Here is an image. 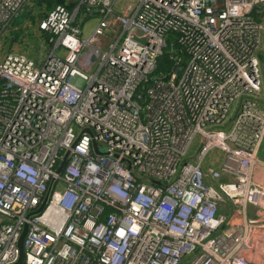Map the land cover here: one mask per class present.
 <instances>
[{
	"label": "built area",
	"instance_id": "built-area-1",
	"mask_svg": "<svg viewBox=\"0 0 264 264\" xmlns=\"http://www.w3.org/2000/svg\"><path fill=\"white\" fill-rule=\"evenodd\" d=\"M27 1L0 0V38ZM80 10L99 16L85 37ZM260 18L264 0L49 10L45 57H0V264L17 261L24 224L22 264H253L264 222L236 212L264 216Z\"/></svg>",
	"mask_w": 264,
	"mask_h": 264
},
{
	"label": "rangeland",
	"instance_id": "rangeland-1",
	"mask_svg": "<svg viewBox=\"0 0 264 264\" xmlns=\"http://www.w3.org/2000/svg\"><path fill=\"white\" fill-rule=\"evenodd\" d=\"M121 2L125 7L128 2L135 4L137 0H121ZM56 4H65L74 11L79 6L80 0H28L19 15L13 19L10 27L0 38V57L9 52H20L37 59L45 57L52 46L49 45L46 35L38 31L37 23ZM77 17L81 21L83 37L91 32L99 18L98 15H84L83 10H80ZM259 20L264 23V18ZM63 50L60 47L56 50V53H63ZM165 50L167 49L165 48ZM198 139L199 137H196L195 143ZM105 151L106 147L100 146V152ZM213 154H216V152H212L207 160L212 158ZM207 160L206 162H208ZM186 259L187 257L183 261Z\"/></svg>",
	"mask_w": 264,
	"mask_h": 264
},
{
	"label": "crops",
	"instance_id": "crops-1",
	"mask_svg": "<svg viewBox=\"0 0 264 264\" xmlns=\"http://www.w3.org/2000/svg\"><path fill=\"white\" fill-rule=\"evenodd\" d=\"M263 26H264V23H263ZM212 152H216V154H213L212 158H210L208 160V162H205V164L206 165H211V164L215 165L216 164V166H217L219 164V160L222 157V152L221 151L220 152L219 151H212ZM208 156H207V158H208ZM255 160H256L255 166H253V169H254L253 177L255 178V180L258 183H262V182H264V141L261 143L258 151L255 154ZM220 211L226 212V213L231 212V205L227 204L225 206H222L220 208ZM232 212H233V210H232ZM262 213H263V210L261 208L248 206V207H245V209L242 211L238 209V212H236V216L241 218V220H244L247 222L248 221L249 222L250 221H257V222L262 223V222H264V216L262 215ZM250 260L253 264H264V235H262V237L259 241L258 248L252 254Z\"/></svg>",
	"mask_w": 264,
	"mask_h": 264
},
{
	"label": "water",
	"instance_id": "water-1",
	"mask_svg": "<svg viewBox=\"0 0 264 264\" xmlns=\"http://www.w3.org/2000/svg\"><path fill=\"white\" fill-rule=\"evenodd\" d=\"M88 13H89V15H97V12H93V11L88 12ZM140 41L141 42H144V39H140ZM85 131L87 133H90V131L88 129H85ZM92 147H93V150L95 152H99L98 149H97L96 142L94 140H92ZM68 153H69V151H67V152L64 153V155H63V157H62V159H61V161L59 163V166L57 168V172L58 173L61 172L62 167H63V165H64V163H65V161H66V159L68 157ZM44 204H45V201L40 205V207L37 210L33 211L31 214L38 213L43 208ZM27 229H28V225L27 224H24L23 230H22V232H21V234L19 236L18 243H17L18 250H19L18 259H17L16 262H14L12 264H22V262H23V244H22V242H23V238H24V236L26 234Z\"/></svg>",
	"mask_w": 264,
	"mask_h": 264
},
{
	"label": "trees",
	"instance_id": "trees-1",
	"mask_svg": "<svg viewBox=\"0 0 264 264\" xmlns=\"http://www.w3.org/2000/svg\"><path fill=\"white\" fill-rule=\"evenodd\" d=\"M171 63L172 62L168 56V53H164L161 57H159L157 67L154 70L153 74H159V73L167 71L170 68Z\"/></svg>",
	"mask_w": 264,
	"mask_h": 264
},
{
	"label": "bare ground",
	"instance_id": "bare-ground-1",
	"mask_svg": "<svg viewBox=\"0 0 264 264\" xmlns=\"http://www.w3.org/2000/svg\"><path fill=\"white\" fill-rule=\"evenodd\" d=\"M208 161V160H207ZM216 165V164H215ZM254 166H255V164H254ZM258 180V179H257ZM244 212V211H243ZM245 213V212H244ZM245 218V217H244Z\"/></svg>",
	"mask_w": 264,
	"mask_h": 264
}]
</instances>
